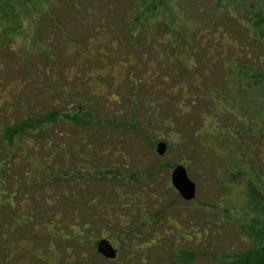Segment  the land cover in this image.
Returning <instances> with one entry per match:
<instances>
[{"label": "rangeland", "instance_id": "1", "mask_svg": "<svg viewBox=\"0 0 264 264\" xmlns=\"http://www.w3.org/2000/svg\"><path fill=\"white\" fill-rule=\"evenodd\" d=\"M24 1L10 0L16 6L17 13L22 17L24 34L13 43L8 42L9 47L0 49V89L13 79L20 78L23 73L25 76L28 75L30 72L28 70L32 67L46 64L49 67L48 73H55V76L53 81L49 80L48 76H43L41 93L44 90L45 94L48 90L52 91L51 97L54 100L48 97L50 103L55 101L58 108L69 106L70 109H73L77 105V99H79L78 94L74 93L78 91L76 83L81 81L80 90L82 88L83 93L86 94L88 91L86 84L91 81L90 84L92 85L94 79L97 80L98 83L102 84L103 94L111 93L117 97L120 106L110 101L104 102L100 98H89L86 107L93 113L98 123L96 122L94 126L95 133L86 134L82 141L95 149H101L107 144V155L97 158L102 159L104 167L113 168L114 171L120 172L123 177L132 174L140 175L142 182H146L143 190L140 185L142 182H135L128 192L129 195H125L131 197L138 191L144 192L142 193V201L137 202L141 203V207L144 206L142 212L145 214L143 216L145 221L151 220L153 222L150 213L159 210L162 205H165L164 202L173 201V206L169 205V209L163 210L171 220L169 224H166V217L162 216L151 224V226L153 225L152 228L149 226L147 231H141L138 229L137 208L133 207V212L127 214L130 210L121 208L124 200H118L109 180L94 178L83 185V191L76 196L75 210L77 213L79 212L77 216H79L80 211H87V208L84 207L87 200L96 198V206L90 204L89 211L94 214L103 204L110 205L112 213H122V223L119 224L116 219L109 221L105 216L100 215L98 221H93L94 224H97L95 228L93 227L96 231L95 234H100L101 231L102 235L105 236L104 238H116L120 234H126L129 235L127 243L134 240L135 244H142L152 239L150 238L151 233L157 232V238L153 239L150 244L146 242L147 248L145 247L142 260L140 261L134 256V260L129 264H181L175 263L173 260V256H175V261L178 259L176 256L178 251L194 255V259L189 263L186 262V264H224L230 257L248 252L252 247L250 240L255 234V225L249 222V212L243 204L234 206L233 193L228 188L224 191V185L230 183L229 178H216L214 172L224 168L232 171V167H238L234 166L239 164L238 160L243 163L242 165L248 163L250 166L251 164L255 167L254 181L259 184L260 190L264 194L262 188L264 185V110L261 111L259 108L263 99L261 97L254 99L256 108H254L253 115L249 114L252 123L250 121L247 123L244 114H240V110H238L231 115L226 112L220 113L217 115L216 124L214 121L207 120V116L204 117V123L200 124L194 114L200 110H205V101L200 104L199 101H194V105L191 107L194 110L192 114L191 112L189 114L188 112L183 113L181 109L178 112L173 110V104L177 103L176 98L179 95L175 89L185 83L184 77L190 74H169L167 85L163 81H158L157 79L160 76L163 78L162 76H165L167 71L170 73L171 66L166 59L164 60L163 55L162 58L158 57L159 50L150 49V43L145 44L143 40H139L140 42L132 47L131 56L135 57V62L138 63L137 69H132L135 71L134 74H128V69L123 73L114 59L106 60L104 65L97 61H85L84 64L78 66L79 54L71 50L75 49V46L85 49L88 43L98 36L92 26L99 27L96 28L98 30H103V23L93 25V21H97L100 17L108 22L104 29V39L101 42L108 39L117 42L114 55L124 46L120 42L125 43L129 40L128 36L123 33L127 31L126 19L132 13V8L127 0H51L53 3H48L46 9L40 8L38 10L32 6L26 7ZM180 5L186 10V17L190 21L214 18V22L219 24L229 36L228 40L241 48L237 51L239 59L247 60L246 54L249 55L248 60L250 62H255L258 58L259 61L257 62L264 72V45L254 43L246 34L241 33L236 22L239 19L242 21L243 16L250 11L264 9V0H231L227 5L228 7L217 12H214L204 0H180ZM34 10L40 11L41 16L37 19L34 18ZM90 10L91 13H89ZM62 33L68 37L63 36ZM72 42L75 46L71 45ZM210 42L212 41H207L199 51L196 50V62H202L203 59L211 62L210 60L216 55L227 59L234 53L233 46H229L228 49L223 48L221 52L219 50L218 54L212 49L205 51L204 48L208 47ZM155 46L157 48V45ZM195 46L197 45L195 44ZM176 53L181 54L182 52L174 50L173 53L171 52V56ZM205 53L206 55H204ZM186 54L189 56L190 52H186ZM101 57L102 53H98L97 58ZM70 67H73L72 74L64 73ZM210 67L211 70L208 69L206 72V81L201 83L202 88L212 86L220 94H224V88L230 83H227L226 86L222 84L221 79L223 78L220 76L218 62H214ZM106 68L111 75H113V70L121 71L123 81L120 83L117 79L114 80L108 76H102V78L95 76L97 73L103 75L102 69ZM90 69L96 70L97 73H88ZM147 69H153L156 72L153 78L147 79V85L138 84L134 88L135 91H132L131 87L128 88V78L131 80L138 79L140 73ZM75 75L79 77L77 78ZM84 75L86 76L85 80L82 79ZM12 90L9 89L7 94H12L14 91ZM17 92L14 93V96H20V92H23L26 103L33 108L44 109L48 107L47 102L35 99L36 93H31V90L26 86ZM126 94L131 95L133 100L138 97L140 105L135 108L133 100L129 105L122 98V95L125 96ZM187 95L189 94L187 93ZM162 99L165 100L162 101ZM191 99L194 100L193 97ZM143 105L147 107L143 109ZM229 111L231 110L229 109ZM16 114V112L12 113V120L16 118ZM241 116L243 117L242 120L239 118ZM233 118L239 119L243 124L239 127L240 122L232 123ZM202 124H204V128L199 134L198 128ZM236 128L241 129V139L245 143L248 141L250 146L254 147L252 153L241 154L238 160L233 157L217 159L211 150L212 143L205 152H200L198 143L201 138L197 134L203 135L209 140L212 135L218 136L221 133L223 136L227 135L235 140L232 137L235 132L231 130ZM60 130L69 135L70 142L77 141L76 135L79 130L77 131L73 125H62ZM63 139L67 140V138ZM159 142L167 145L163 157H158L156 152V145ZM217 147L219 151L226 152V139ZM78 150L79 153L85 154L84 157L86 158L87 150L85 147L79 146ZM84 151L86 152L83 153ZM84 157L83 159H85ZM95 159L96 157L91 152L89 158H86L89 163H95ZM177 165H182L186 169L189 179L195 185V199L190 203L176 200V193L170 189L172 187L170 173ZM244 168L246 169V166ZM155 171H159V173ZM73 191L75 190L73 189ZM65 199L70 202L68 197ZM200 231H203L201 238L188 237L189 240L186 241L181 236L173 238L177 232L183 235L189 232L197 234ZM45 241L44 238L36 239L34 244L42 248L45 246ZM113 243L120 250L118 244ZM72 244L68 243V245ZM254 244L256 247H260L258 242H254ZM63 245L54 248V252L59 255V261L56 264H64V262H70L71 259L77 260L78 264H116L104 261L98 255L93 254L94 249L92 247L80 246L79 244L72 248L71 256L66 257ZM126 246L128 247V244ZM126 252L119 251L117 262L123 261V255Z\"/></svg>", "mask_w": 264, "mask_h": 264}, {"label": "trees", "instance_id": "2", "mask_svg": "<svg viewBox=\"0 0 264 264\" xmlns=\"http://www.w3.org/2000/svg\"><path fill=\"white\" fill-rule=\"evenodd\" d=\"M127 1L130 3L132 13L125 22L127 31L123 32L129 39L125 42L126 44L120 42L124 46L114 55L117 42L113 39L101 42L104 39V29L108 22L100 17L97 21H93V25L103 23V30H98L96 28L99 27L92 26L98 36L92 42L90 41L85 49L75 46L74 42L71 44L76 47L71 51L79 54L78 66L84 64L85 61H97L104 65L106 60L114 59L123 73L128 69V74H134L135 71H132V69H137L138 63L135 62L130 52H132L133 46L143 40L145 44L150 43L151 50H159L158 57L162 58L163 55L164 60L166 59L169 66H171L170 73L167 71L165 76H162L163 78H160V76L157 79L158 81H163L167 85L169 74H190L184 77L185 83L175 89L179 92V95L176 98L177 103L173 104L174 112L181 109L183 113L188 112L189 114L191 112L192 114L194 110L191 107H193L194 101H199V104L205 101V110H200L194 114L200 124L204 123V117L206 116L207 120L215 123L217 115L220 113L226 112L231 115L238 110H240V114H244L247 123L249 121L252 123V119L249 117L254 114L253 111L256 108L254 99L261 97L264 100V72L257 62L259 61L258 58L255 62H250L248 60L249 55L246 54L245 58L247 60H240L237 51L241 48L228 40L229 36L219 24L214 22V18L203 19V21L188 20L186 10L181 7L180 0ZM204 1L214 12H217L225 9L224 7H228L227 5L231 0ZM24 2L26 7L32 6L37 10L40 8L46 9L48 3H53L51 0H25ZM16 10V6L10 0H0V49L9 47L8 42L13 43L24 34L22 17ZM89 13H91V10ZM40 16V11H35L34 18L37 19ZM236 22L238 24L237 28L240 27L241 29V33L246 34L254 43L264 45V9L250 11L243 16L242 21L239 19ZM62 34L67 36L64 33ZM207 41L212 42H210V47L204 48L205 51L212 49L218 54L219 50L221 52L223 48L228 49L229 46H233L234 53L227 59L216 55L210 60L211 62H207L206 59H203L202 62H196V50L199 51ZM155 45H157V48ZM123 50L124 55L121 54ZM174 50L182 53L171 56V52L173 53ZM186 52H190L189 56ZM98 53H102L101 58H97ZM214 62H218L220 65V76L223 78L221 79L222 84L226 86L227 83H230L226 87L223 85V88L225 87L224 94H220L212 86H204L203 88L201 86V83L206 81V72L208 69L211 70L210 66ZM48 68L46 64L44 66H34L28 70L30 71L28 75L25 76L23 73L20 78L13 79L0 89V253H2L0 254V264H56L59 261V255L54 252V248L63 244H65L63 248L66 257L71 256L70 251L77 244L95 249L98 238H80V235L94 234L96 231L93 227L95 228L97 224H94L93 221L99 219L100 215L105 216L109 221L116 219L119 224L122 223V213H112L111 206L102 203L103 206L93 214L89 211V206L90 204L96 206L97 199L91 198L84 205L87 211L82 210L77 216L79 212L77 213L75 210L76 196L83 191V185L94 178L109 180L118 200H124L121 208L130 210L127 214L133 212V207L137 208L138 229L141 231H147V228L155 223L160 215L159 211L152 218L153 222L151 220L145 221L143 212L140 213L141 208L137 203L140 200L138 193L131 197L125 196L129 195L128 192L136 182L137 176L132 174L123 177L120 172L114 171L113 168L104 167L102 159H97L99 156L107 155V144L101 149H95L82 141L86 134L95 133L94 126L96 122L98 123L93 113L86 107L89 98H100L104 102L110 101L119 105L117 97L111 93L108 95L103 94L102 84L95 79L92 85L90 84L91 81L86 84L88 91L84 94L82 88L80 90L79 87L80 81L76 83L78 91L74 92L79 96L77 105L73 109H70L69 106L58 108L55 101L51 103L49 101L50 98L54 100L51 97L52 91L48 90L45 94L44 90L41 93L43 76H48L51 81L54 80L55 73H48ZM72 70L73 67H70L64 73L72 74ZM49 71L52 70L49 69ZM90 72L97 73L93 69L88 71V73ZM112 72L113 75L106 68L102 69L103 75L97 73L95 76L101 78L102 76H108L114 80L117 79L121 83L123 81L122 72L114 70ZM140 74L138 79L131 80L128 78V88L131 87L132 91H135L134 88L138 84L147 85V79L153 78L156 72L153 69H147ZM85 75L82 78L83 80H85ZM75 76L79 77L78 75ZM25 86L31 90V93H36L35 99L47 102L48 107L44 109L31 107L26 103L24 91L20 92V96H14V93H18L17 91ZM9 89L14 91L12 90L13 93L8 95ZM123 95L122 98L130 105L131 100H133L132 96ZM48 97L50 98L48 99ZM192 97L194 100L191 99ZM138 100V97L133 100L135 108L140 105ZM263 100L259 107L261 111L264 110ZM142 107L145 109L147 106L143 105ZM14 112L17 114L16 118L12 120V113ZM261 113L263 114V112ZM239 118L242 120L243 117ZM235 122H240L239 127L243 124L239 119L233 118L232 123ZM67 124H71L76 127L77 131L79 130L76 135L77 141H73V143L69 141V135L63 131L64 129L60 130L62 125ZM203 125L198 128L199 134L204 128ZM127 126L129 127V125ZM238 128L231 130L235 132V135L230 133L238 141L229 138L227 135L223 136L221 133L218 136L212 135L209 140L203 135L197 134L201 138L198 143L201 149L200 152H205L212 143L211 150L217 159L233 157L238 160L241 154L252 153L254 148L250 147L248 141L245 143L241 139L242 132ZM96 132L98 131L96 130ZM63 138H67V140ZM225 139L227 150L226 152L219 151L217 145ZM239 140L241 141L239 142ZM82 145L87 150L86 158H89L90 152L94 154L96 157L95 163H89L84 157L85 154L79 153L78 147ZM238 161L239 164L234 165L238 166L237 168L232 167V171H228L227 168L217 170L214 172V176L216 178H229L230 183L224 185V191L228 188L233 193L234 206L243 204L249 212V218L264 219V194L261 192L259 184L254 181L255 167L251 164L249 166L248 163L242 165L243 163L240 160ZM244 166H246V169ZM262 188L264 190V185H262ZM66 197L70 199V202L65 199ZM78 218L80 219L78 220ZM256 223V225H259L257 221ZM99 233L102 234L101 231ZM256 234L260 235L257 237V242L264 244V237H261V235H264V230ZM40 238L46 239L45 246L42 248L34 244V241ZM152 241L147 240L146 242L150 244ZM114 242L118 244L120 251H129V254H124L126 256L123 260L124 264H129L134 260L136 250H142L144 255L145 247L147 248L146 242L142 243L141 248L133 242L128 247L121 246V243L125 242L121 239L114 240ZM68 243L73 244L68 245ZM177 253V258L181 260L190 261L194 258L192 253L188 254L181 251ZM93 254L97 255L96 251H93ZM247 256L248 252H243L242 255L230 257L224 264H247L245 260ZM79 263H81V260H79ZM64 264L78 263L77 260L71 259L70 262L67 261ZM250 264H264V258L257 252L253 263Z\"/></svg>", "mask_w": 264, "mask_h": 264}, {"label": "flooded vegetation", "instance_id": "3", "mask_svg": "<svg viewBox=\"0 0 264 264\" xmlns=\"http://www.w3.org/2000/svg\"><path fill=\"white\" fill-rule=\"evenodd\" d=\"M122 55H124V53H121ZM134 60H135V57L133 58ZM159 143H163V142H159ZM158 144V143H157ZM164 145H165V152H166V149H167V145L165 144V143H163ZM157 146V145H156ZM252 149L254 148L253 146H250ZM158 155V154H157ZM165 155V153L162 155V156H159L158 155V157H163ZM177 166H182V165H177ZM177 166H175L174 168H173V170L177 167ZM183 167V166H182ZM184 168V167H183ZM185 169V168H184ZM173 170L171 171V173H170V184H171V186H172V183H171V174H172V172H173ZM185 171H186V169H185ZM156 173H159V171H155ZM186 174H187V172H186ZM135 176H137L136 174H135ZM188 176V175H187ZM140 175L139 176H137V180H136V183H138L139 181L140 182H142V177H140ZM189 178V177H188ZM146 184V182H142L140 185H141V189L143 190V186ZM140 189V188H139ZM170 189H171V191H173V192H175L176 194H175V199L176 200H179V201H181V202H184V203H190V202H192V201H194V199H195V197H194V199L193 200H191V201H185L184 199H182V197L179 195V193L174 189V187L172 186V187H170ZM142 193H144V192H142V191H138V194H140V196H139V202H141L142 201V199H143V196H142ZM139 202H137L138 204H139V206H140V213H141V211H142V209L144 210V206H142L141 207V203H139ZM164 204L165 205H162L160 208H159V210H157V211H152L150 214L152 215L151 216V218H154V215H155V213H157V212H159L160 211V215H159V217H158V219L159 218H161L162 216H165L166 217V224H169L170 222H171V220L169 219V217H168V215H165L166 213L163 211V210H166L167 208L169 209V205H172L173 204V201H167V202H164ZM173 206V205H172ZM166 208V209H165ZM144 216H145V214H143ZM157 219V220H158ZM156 220V221H157ZM256 221L258 222V224L259 225H256L257 223H256ZM249 222H251L253 225H255V228H256V231H255V234H253V236H252V240H250L251 242H252V247H251V249L248 251V256H247V258H248V260H247V258L245 259L246 260V263L248 264V262H249V264L250 263H253V259H254V256H257V252L260 254V256H262L263 258H264V244H260V247H256V245L254 244V242H257V237H259L260 235H258V234H256L257 232H261L262 230H264V227H262V226H264L263 224H264V219H258V220H255V219H253V218H249ZM162 234H163V232H162ZM183 234V233H182ZM203 231H200V232H198L197 234H194L193 232H189V233H187V234H183V235H181L180 233H176V235H174L173 236V238L175 239L176 238V236H181L182 238H183V240H189V238L190 237H196V238H201L203 235ZM186 235V236H185ZM128 236L129 235H126V234H120V235H118V236H116V238L118 237L119 239H121V240H123V241H125L124 243H121L123 246H126V244H128V246L130 245V243H134L135 244V241L133 240V241H130V243H127V238H128ZM105 236H103L102 234H89V235H80V238H92V239H97V244H98V242L99 241H101V240H104V241H107L111 246H112V248L115 250V253H116V256H115V258L114 259H112V260H110V259H106V258H104V257H102L100 254H98V252H97V245H96V249H94V251H96V254L101 258V259H103L104 261H107V262H109V263H118V264H124L123 263V261L122 262H117V258H118V254H119V249H117L116 248V244H114L113 242H114V240H117L115 237H108V238H104ZM158 237V234H157V232H153V233H151V237L150 238H152V239H149V240H153V239H155V238H157ZM189 237V238H188ZM261 237H264V235H261ZM259 243V242H258ZM121 245V246H122ZM136 246H139V248H141V246H142V244L140 243H137V244H135ZM93 248V247H92ZM126 253H128L129 254V251H127ZM138 253V254H137ZM185 253V252H184ZM189 254V253H188ZM134 256L138 259V260H142V256H143V253H142V250H136L135 252H134ZM124 258H126V256L125 255H123V260H124ZM194 259V258H193ZM192 259V260H193ZM173 260H174V262L175 263H181V264H186V262H191L192 260H190V261H185V260H181V259H177L176 261H175V256H173ZM172 260V261H173ZM172 263V262H171Z\"/></svg>", "mask_w": 264, "mask_h": 264}, {"label": "water", "instance_id": "4", "mask_svg": "<svg viewBox=\"0 0 264 264\" xmlns=\"http://www.w3.org/2000/svg\"><path fill=\"white\" fill-rule=\"evenodd\" d=\"M156 152L159 156L165 153V145L158 143L156 146ZM171 183L174 189L185 201H191L195 197V185L188 178L185 169L182 166H177L171 174ZM97 252L106 259H114L116 256L115 250L112 246L104 240H101L97 244Z\"/></svg>", "mask_w": 264, "mask_h": 264}]
</instances>
